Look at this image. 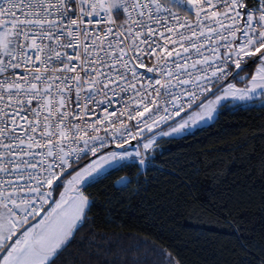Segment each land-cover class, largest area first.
Wrapping results in <instances>:
<instances>
[{"label":"snow or ice","instance_id":"1","mask_svg":"<svg viewBox=\"0 0 264 264\" xmlns=\"http://www.w3.org/2000/svg\"><path fill=\"white\" fill-rule=\"evenodd\" d=\"M258 95L264 0H0V264H95L84 187Z\"/></svg>","mask_w":264,"mask_h":264},{"label":"trees","instance_id":"2","mask_svg":"<svg viewBox=\"0 0 264 264\" xmlns=\"http://www.w3.org/2000/svg\"><path fill=\"white\" fill-rule=\"evenodd\" d=\"M237 105L251 107L219 108L210 124L158 139L145 165L84 187L95 203L78 247L95 264H132L145 248L176 264H261L264 108Z\"/></svg>","mask_w":264,"mask_h":264},{"label":"rangeland","instance_id":"3","mask_svg":"<svg viewBox=\"0 0 264 264\" xmlns=\"http://www.w3.org/2000/svg\"><path fill=\"white\" fill-rule=\"evenodd\" d=\"M241 76L243 77L244 76V73H241ZM233 83H236L235 81H232ZM237 87H243V83L241 82V83H237ZM254 100H257L259 103H261L262 101H264V97H261V96H256V97H254ZM253 100V101H254ZM227 102H229V103H233V104H248V103H250V102H252V101H234V100H232L231 98H229L228 100H225V101H222L221 103L222 104H225V103H227ZM219 109V108H218ZM218 111V110H217ZM217 114V113H216ZM216 114H214V116H213V118L211 119V120H203V121H201L199 124H197L195 127H191V128H189V129H187L185 132H183V133H180V134H174V135H172V136H164L162 133L163 132H165V131H168L169 130V128L167 127V128H165V129H163V130H161L160 132H158V133H156L155 135H153V137L155 138V141L157 142V140L158 139H160V138H168V137H179V136H183V135H186V134H188V133H190V132H192V131H194L195 129H197V128H200V127H203V126H206V125H208V124H210L214 119H215V117H216ZM129 150V149H128ZM129 151H134V150H129ZM106 152V151H105ZM94 159V158H93ZM92 160V159H91ZM90 160V161H91ZM132 160H136V157H132ZM90 161H88L87 163H89ZM86 163V164H87ZM116 163H121L120 161H117ZM85 164V165H86ZM106 168H110V166H105ZM74 174V173H73ZM69 179L71 178V177H68ZM63 191V190H62Z\"/></svg>","mask_w":264,"mask_h":264},{"label":"water","instance_id":"4","mask_svg":"<svg viewBox=\"0 0 264 264\" xmlns=\"http://www.w3.org/2000/svg\"><path fill=\"white\" fill-rule=\"evenodd\" d=\"M183 115V114H182ZM177 119H179V118H177ZM168 127V125H161L160 127H158V128H155L154 130H153V132L152 133H148V132H145V136L146 137H148V136H153V135H155L156 133H158V132H160L161 130H163V129H165V128H167ZM136 143L133 141V145H135ZM129 150H135L133 147H130V146H126ZM109 150H118V149H115V146H111V148H109V149H105V151H109ZM104 151V152H105ZM91 159H93V157H90V160ZM83 165V163H81V165L80 166H82ZM69 171H71V170H69Z\"/></svg>","mask_w":264,"mask_h":264},{"label":"built area","instance_id":"5","mask_svg":"<svg viewBox=\"0 0 264 264\" xmlns=\"http://www.w3.org/2000/svg\"><path fill=\"white\" fill-rule=\"evenodd\" d=\"M134 142H135V141H134ZM135 143H136V142H135ZM112 146H115V145H112ZM126 146H127V145H126ZM146 163H147V162H146V160H145V164H146ZM145 164H144V165H145Z\"/></svg>","mask_w":264,"mask_h":264},{"label":"crops","instance_id":"6","mask_svg":"<svg viewBox=\"0 0 264 264\" xmlns=\"http://www.w3.org/2000/svg\"><path fill=\"white\" fill-rule=\"evenodd\" d=\"M62 190H63V188H62ZM62 190H61V191H62ZM57 198H58V197H57Z\"/></svg>","mask_w":264,"mask_h":264}]
</instances>
